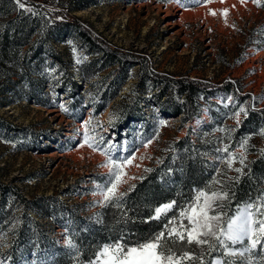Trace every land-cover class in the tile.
Returning <instances> with one entry per match:
<instances>
[{"label": "rangeland", "instance_id": "374dc122", "mask_svg": "<svg viewBox=\"0 0 264 264\" xmlns=\"http://www.w3.org/2000/svg\"><path fill=\"white\" fill-rule=\"evenodd\" d=\"M39 1L52 9L59 0ZM263 1L94 0L74 10L71 21L78 19L108 49L125 52L135 62L124 71L108 66L72 29L54 38L46 66L31 71L33 81L20 72L13 83L0 84V197L14 200L16 207L12 221L0 219V264H60L61 256L77 252L71 235L102 223L100 211L108 203L102 192L111 187L104 167L109 156L132 161L119 186L126 194L154 167L177 166L180 151L174 143L190 132L196 141L203 125L214 122L206 107L188 123L165 115L153 100L152 86L139 90L140 62L160 76L232 81L251 94L247 103L264 106V38L258 32L264 24ZM211 98L235 107L226 123H241L248 104L225 91ZM85 131L93 147L85 143ZM164 169L161 179L171 183L173 169ZM13 189L36 199L34 205L46 202L52 216H23L27 208ZM45 196L52 199L39 198ZM261 198L264 189L257 203ZM226 243L237 255L228 256L215 244L220 256L210 264L264 262L259 247L238 254L247 240ZM205 246L192 248L201 253Z\"/></svg>", "mask_w": 264, "mask_h": 264}, {"label": "trees", "instance_id": "16d2710c", "mask_svg": "<svg viewBox=\"0 0 264 264\" xmlns=\"http://www.w3.org/2000/svg\"><path fill=\"white\" fill-rule=\"evenodd\" d=\"M20 3L24 4V8H20L16 0H0V84L13 83L14 74L20 72L24 80L33 81L31 71L46 66L45 56L54 50V38L72 29L87 48H94L104 56L108 66L116 65L124 71L129 63L135 62L134 57L125 52L108 49L78 19L71 21L74 10L85 9L93 5L94 0H59L52 9L39 0H20ZM258 32L264 38V24ZM140 64L139 90L152 86L156 90L152 94L153 100L165 115L180 117L182 122L188 123L200 116L206 107L214 122L203 125L196 141H192L190 132L174 143V148L180 151L178 165H164L167 170L173 169L174 180L171 183L161 179L165 170L162 166L154 167L135 182L118 202L108 201L100 211V225L71 235L77 252L61 256L60 264H93L97 253L105 245L144 243L165 231L166 219H175L179 225V210L187 207L198 191L227 193V199L217 201L222 207L216 208V212H223L227 217L233 216L246 204L257 203L264 189V134H261L264 132V106L259 107V101L247 103L251 94L243 93L242 88L232 81L216 84L190 77L160 76ZM216 91L233 93L240 104H248L240 124L226 123L228 116L235 112V107L212 99ZM213 157L214 160L211 159ZM12 194L26 206L23 216L30 218L32 213L52 216L53 211L46 202L34 205L36 199L28 200L14 189ZM0 198V219L4 223L10 222L16 211L14 200L9 203L7 198ZM39 198L44 201L52 199L51 196ZM173 201L176 207L168 212L167 217L156 219L155 209ZM31 221L41 227L37 220L31 218ZM194 245L169 241L168 247L176 253L186 250L192 256L201 257L200 260L188 261L190 264H210L220 256L216 246L210 250L207 245L200 253L195 252Z\"/></svg>", "mask_w": 264, "mask_h": 264}, {"label": "snow or ice", "instance_id": "6c2138e0", "mask_svg": "<svg viewBox=\"0 0 264 264\" xmlns=\"http://www.w3.org/2000/svg\"><path fill=\"white\" fill-rule=\"evenodd\" d=\"M16 3L20 8H24V4L20 3V0H16ZM64 110L67 111V109ZM87 127L86 124L85 129ZM84 139L89 147H93V144L89 143L87 131H85ZM131 162L129 159L121 163L119 158L113 160L109 156L104 167L109 168L108 183L111 187L102 192L105 201L116 200L118 202L125 195V193L119 192V186L126 182V180H122V177L126 176L123 169L126 164H131ZM231 163L229 160V167H231ZM241 163H243V159H241ZM236 171L240 172L241 170L236 169ZM227 198V193L198 191L192 202L179 210V225L175 219H166L165 231H161L144 243L135 246H128L122 242L105 245L97 253L95 264H184V261L193 262L201 259V257L192 256L188 252H183L178 256L168 247L169 241L173 244L179 241L189 245H208L210 250H214L215 244H219L225 250L226 255L236 256L237 252L229 248L226 242L236 245L244 244L247 240L248 244L238 253L240 256L251 253L257 247L264 251V198H261L260 203L246 204L239 208L233 216L226 217L223 212L215 210L217 207H222V204H218L217 201ZM174 207H176L174 201L157 207L155 218L167 217L168 212ZM185 219L188 221L187 225L183 223ZM69 244H72L71 240H69ZM216 264H220V262L217 261Z\"/></svg>", "mask_w": 264, "mask_h": 264}]
</instances>
